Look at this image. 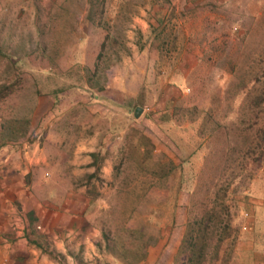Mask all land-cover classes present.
Segmentation results:
<instances>
[{"label":"rangeland","instance_id":"rangeland-1","mask_svg":"<svg viewBox=\"0 0 264 264\" xmlns=\"http://www.w3.org/2000/svg\"><path fill=\"white\" fill-rule=\"evenodd\" d=\"M3 35L0 176L49 260L182 264L211 214L206 264H264V0H0Z\"/></svg>","mask_w":264,"mask_h":264},{"label":"crops","instance_id":"crops-1","mask_svg":"<svg viewBox=\"0 0 264 264\" xmlns=\"http://www.w3.org/2000/svg\"><path fill=\"white\" fill-rule=\"evenodd\" d=\"M9 38L13 40L12 37ZM23 38L24 37L19 34L17 39H19V41H23ZM34 43L35 42L32 43V40H25V44H29V46ZM25 44L24 46H27ZM7 45L8 43L5 35L0 36V47ZM11 45H17L16 40H13V43ZM1 163L2 160L0 158V168H3L6 164L1 165ZM6 180V177L0 176V264H55V262H52L48 259L49 256L43 253L40 249L36 248L32 243H36V241L39 240V244L47 245L49 247V234H46V231H44L45 229L43 230L44 222L46 223V228H49V214H46L47 216H41L38 215L35 208L28 207L23 214L24 218L19 217L18 214L13 210L12 205L10 203H7L6 186L10 185V183H7ZM260 183L261 186L264 185V175L260 180ZM260 198L261 202L264 201V194H260ZM7 212L16 214L8 217L6 214ZM17 218H20L21 223L24 221L25 224L22 223L23 226H18L19 229L15 231V235L11 236L7 240L3 235L7 233V231H5V229H7V226H5V224L7 222L16 224ZM52 248L53 247H51V249ZM53 249H55L57 253L66 255L69 260L71 259L70 256L75 258L76 254L74 255V253L69 249L60 247L58 243L56 245V248ZM93 254L94 256H96L95 249H93ZM85 259L90 258L85 257ZM91 264H97L96 260H93V263Z\"/></svg>","mask_w":264,"mask_h":264},{"label":"trees","instance_id":"trees-1","mask_svg":"<svg viewBox=\"0 0 264 264\" xmlns=\"http://www.w3.org/2000/svg\"><path fill=\"white\" fill-rule=\"evenodd\" d=\"M13 124L17 125L16 134L18 137H25L28 132L29 121H16ZM4 146V142L1 143ZM93 164L98 162V156L92 154ZM211 214L203 216L199 220H193L186 222L183 218L179 222L180 229L183 233L178 238L179 240V252L183 255L182 264H206L207 249L214 240L213 231L211 228ZM178 226V225H177ZM224 237H218L213 243H215V253L213 262H217L220 259L219 250ZM33 245L40 249L47 256L56 260L57 262L63 260L64 255L57 253L55 250L50 249L47 245L39 244V240L32 242ZM74 258V257H73Z\"/></svg>","mask_w":264,"mask_h":264},{"label":"water","instance_id":"water-1","mask_svg":"<svg viewBox=\"0 0 264 264\" xmlns=\"http://www.w3.org/2000/svg\"><path fill=\"white\" fill-rule=\"evenodd\" d=\"M140 111H142L141 108H137V109H136V111H135V116H136V117L138 116V114H139Z\"/></svg>","mask_w":264,"mask_h":264}]
</instances>
